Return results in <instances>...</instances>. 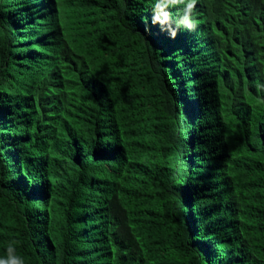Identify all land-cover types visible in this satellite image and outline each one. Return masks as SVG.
I'll return each mask as SVG.
<instances>
[{
    "label": "trees",
    "instance_id": "16d2710c",
    "mask_svg": "<svg viewBox=\"0 0 264 264\" xmlns=\"http://www.w3.org/2000/svg\"><path fill=\"white\" fill-rule=\"evenodd\" d=\"M191 3L0 0V260L264 264V0Z\"/></svg>",
    "mask_w": 264,
    "mask_h": 264
},
{
    "label": "clouds",
    "instance_id": "9594fccd",
    "mask_svg": "<svg viewBox=\"0 0 264 264\" xmlns=\"http://www.w3.org/2000/svg\"><path fill=\"white\" fill-rule=\"evenodd\" d=\"M195 3H196V0H192V3L189 5V7L190 8L194 7ZM186 24H187V28H189V29L194 27L193 21L192 22L186 21ZM173 35H174V33H173ZM0 264H23V261L19 257L12 256L7 261L0 260Z\"/></svg>",
    "mask_w": 264,
    "mask_h": 264
}]
</instances>
